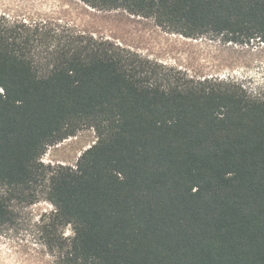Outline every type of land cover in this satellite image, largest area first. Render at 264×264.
Returning <instances> with one entry per match:
<instances>
[{
  "label": "trees",
  "instance_id": "trees-1",
  "mask_svg": "<svg viewBox=\"0 0 264 264\" xmlns=\"http://www.w3.org/2000/svg\"><path fill=\"white\" fill-rule=\"evenodd\" d=\"M79 1L188 38L264 42V0ZM86 128L97 140L75 166L43 162ZM41 196L53 264H264V97L1 11L0 228Z\"/></svg>",
  "mask_w": 264,
  "mask_h": 264
},
{
  "label": "rangeland",
  "instance_id": "rangeland-1",
  "mask_svg": "<svg viewBox=\"0 0 264 264\" xmlns=\"http://www.w3.org/2000/svg\"><path fill=\"white\" fill-rule=\"evenodd\" d=\"M25 17H54L63 24L109 38L152 59L177 67L196 78L233 79L256 96L264 97V42H226L222 37L188 38L159 26L153 18L125 10H99L79 0H0V12ZM94 129L50 146L42 160L51 165L75 166L80 155L94 144ZM16 220L0 228V264H53L41 243L42 220L54 206L41 196L36 202H14ZM65 235H72L71 226Z\"/></svg>",
  "mask_w": 264,
  "mask_h": 264
}]
</instances>
